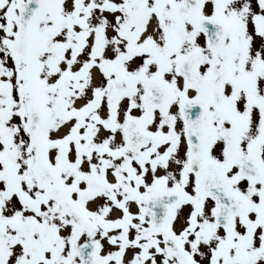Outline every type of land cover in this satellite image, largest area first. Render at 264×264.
<instances>
[{
	"label": "snow or ice",
	"instance_id": "1",
	"mask_svg": "<svg viewBox=\"0 0 264 264\" xmlns=\"http://www.w3.org/2000/svg\"><path fill=\"white\" fill-rule=\"evenodd\" d=\"M0 264H264V0H0Z\"/></svg>",
	"mask_w": 264,
	"mask_h": 264
}]
</instances>
